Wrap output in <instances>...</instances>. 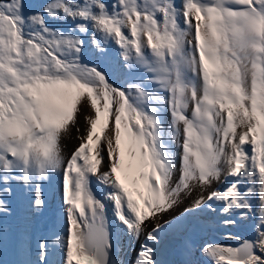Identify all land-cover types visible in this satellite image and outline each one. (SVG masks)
<instances>
[{
	"label": "snow or ice",
	"instance_id": "1",
	"mask_svg": "<svg viewBox=\"0 0 264 264\" xmlns=\"http://www.w3.org/2000/svg\"><path fill=\"white\" fill-rule=\"evenodd\" d=\"M201 220L249 235L197 249ZM122 235L264 264V0H0V264H125Z\"/></svg>",
	"mask_w": 264,
	"mask_h": 264
},
{
	"label": "bare ground",
	"instance_id": "2",
	"mask_svg": "<svg viewBox=\"0 0 264 264\" xmlns=\"http://www.w3.org/2000/svg\"><path fill=\"white\" fill-rule=\"evenodd\" d=\"M84 111L86 112L87 109H85ZM79 126H80V134L84 135L85 134V122H84L83 113H81L80 118H79ZM76 135H77L76 134V130L73 129L72 130V137L71 138H67V139L64 140V144L66 145L65 149H67V150H65L66 153H70L76 146H78L80 141L75 138ZM205 195H206V193H205ZM46 197L49 198V206L50 207L57 206L58 203L56 201L50 199V193H46ZM190 205H191V199L185 200L184 203L181 204L179 207H177L174 211H172V212H170L168 214H164L162 219H161V223L163 221L171 220L174 217L179 216L180 213L184 212L185 209L188 208ZM46 221L47 220H43L41 223H36L37 224V229H36L37 236L41 235L39 229L41 227V224L46 222ZM201 223H202L201 229H203L205 227H211L213 224H215L214 222L208 221V220H201ZM64 226H65L64 225V221L61 220L59 222V227L63 228ZM152 227H153V225L149 224L148 225V230H151ZM52 229H53V226L49 227L48 230L46 231V234L48 235ZM245 231H246L245 228L243 226H240L238 231H236L234 234H239L241 236H245L246 235ZM224 233L218 232L217 234L214 235V234L211 233L210 230H208L206 232H202L201 236H200V242L198 243L196 248L198 249L199 246L205 241H216V242L222 243V244L235 243V241H233V240H225L223 238ZM219 237L222 238V239H219ZM144 239H145V237L142 235L138 241H135V245L134 246H133V243L130 246L128 237L126 235H122L121 236L122 246H123V249H124L123 259L125 261V264H133V262H134V260H135V258L137 256V252L140 249V244L142 242H144ZM149 243H151V242L149 241ZM197 255L199 256L198 252H197ZM5 258L11 259L12 257H11V255H8L7 257H5L3 253H0V260L5 259ZM171 260L174 261V258H172ZM176 262H179V261H176Z\"/></svg>",
	"mask_w": 264,
	"mask_h": 264
},
{
	"label": "rangeland",
	"instance_id": "3",
	"mask_svg": "<svg viewBox=\"0 0 264 264\" xmlns=\"http://www.w3.org/2000/svg\"><path fill=\"white\" fill-rule=\"evenodd\" d=\"M115 79H116V82L117 83H120L121 81H120V79L118 78V76L117 77H114ZM64 143V142H63ZM68 148V147H67ZM65 150H67V149H65Z\"/></svg>",
	"mask_w": 264,
	"mask_h": 264
}]
</instances>
